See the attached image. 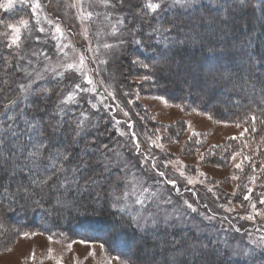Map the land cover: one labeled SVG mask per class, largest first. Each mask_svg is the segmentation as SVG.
<instances>
[{"label": "rangeland", "instance_id": "rangeland-1", "mask_svg": "<svg viewBox=\"0 0 264 264\" xmlns=\"http://www.w3.org/2000/svg\"><path fill=\"white\" fill-rule=\"evenodd\" d=\"M250 1L252 4L264 2V0H223L222 4H218L217 0H193L190 7L169 8L166 3V10L156 14V18L142 14L139 20H135L134 17L129 16V20L136 24L137 32L142 33V35H138L142 43L148 41L150 46L156 43L158 47L161 46L158 50L163 49L165 53L161 55L159 54L160 51L153 50V48L150 49V46L148 48L143 47L142 43L139 45L131 44L126 51H123L122 54L118 53L114 58L110 59L108 65L103 66L106 70L100 74V78L104 80V84L98 87L100 95L92 93L83 95V98H78L79 107L76 109L77 113L84 111L88 114L95 124L94 128H89V131L93 134L92 137H88L89 140L98 136L97 144H107L115 152L119 153L123 159L130 161L133 165L136 164L137 157L135 151H133V144L129 133L134 131L140 139L141 151L154 153L159 160H163L168 153L172 154L173 158L179 157L188 166L185 170L186 175L194 179H205L200 177L199 173H206V179L203 185L199 183L188 185L183 178H178L179 192L172 189L170 185L161 186L160 198L170 197L173 202L171 205H163V207L169 212H172L173 208H175L177 213H183L185 217L182 222L173 221V226L169 227L166 233L164 232V235H166L164 237L168 240H164L165 242H169L173 239L180 240L183 238L189 242L202 240L204 243H208L211 240L212 244L218 249L219 259L224 261L225 264H252L251 260L253 259L256 260L255 264H264V249L252 244V239H258L264 235V218L257 216L254 221L240 218L252 212L251 203H255L257 209L264 211V205L259 203L260 198L264 197V173L261 172L262 162H264V130L261 129L263 132H259L261 133V137L258 138L254 136V134L257 135L258 128L255 133L249 128V133L245 135L247 145L241 140H230L229 138L232 136H239L240 132L247 126L243 124L240 128L235 126V123L242 119V115L238 118L232 114L231 110H227L230 101L222 98L225 92L219 90L217 85H214L207 92H201L198 85L201 73L209 66H215L219 63L218 66L222 67V65H228V63L219 61L217 54L215 57L217 60L216 64L208 60L209 58L203 62V56L198 58L199 52L191 48L192 44L181 47L177 56H175V49L170 46V42H164V38L161 41L157 33L152 32V28L159 25L161 27L175 29L180 24L172 22L175 20V17L179 18V16H187L190 22L198 25L201 18L205 16L203 13L205 9H209L211 12L214 10L213 14L218 16L217 13L224 7L232 4H239L241 7H246ZM145 2L146 0H126L127 8H130L133 13ZM153 2H158V0H153ZM40 3L43 5V11L40 13V26H43L46 32L39 33L37 31V25L34 23L31 24V34L23 41V50L18 55L31 58L30 54L32 52H43L50 56L51 60H42L39 64L33 60V65L29 66V71H31V67L33 66L42 68L46 63L54 66L58 61L72 62L76 59L77 53L83 51L82 45L86 43V39L80 31L81 26L74 19V10L68 7V5L74 3V0H40ZM127 8L123 13L124 16H128ZM180 14H184L185 16ZM21 16L31 19L32 14L28 6L17 5L13 14L8 16H5L0 11V17L6 18L9 22H16ZM45 16L48 20H56L59 17L58 22L65 31L63 42L68 43L71 40L75 49V51L65 49L68 52V57L65 58L63 54L59 53V49L55 47L57 44L54 38L55 33L50 31V25L45 20ZM163 21L169 22L168 25L165 26ZM192 25L190 26L192 27ZM129 27H131V23ZM177 28L178 33H188L186 32V28L184 29L181 26ZM68 29H70V32ZM192 29L194 30L193 27ZM3 31L4 29L0 27V32ZM189 31L192 32V30ZM36 36L40 37L39 41L35 40ZM151 36L154 43L150 40L151 38L149 39ZM172 37L176 40V33H173ZM92 38V34L89 33L87 39ZM105 40L109 43L112 42L110 38L102 36L101 41L103 42ZM232 54L236 57L237 54L242 55L243 53L240 50V53L236 54L234 52ZM101 56L102 58H106L103 56V50ZM134 59H139L156 66L154 80L140 81L138 79V77L149 75L150 73H147L139 65L132 63L131 61ZM173 61L174 65L170 69L169 64ZM245 64L251 66L255 63L250 64L247 61ZM21 66H27L26 60L18 62L17 68ZM0 68L4 69V65ZM245 68L249 69L246 65ZM225 70H228L227 66L223 67V71ZM72 75V73H65V80L61 81L63 83L60 91L65 94L72 89L73 83H82L78 77L69 80L68 77ZM20 82H23L21 74L16 85ZM59 83L44 80L38 81L34 87L52 91L54 84ZM189 91H191V95L199 93L201 96L194 98L193 95L187 100V97L184 96ZM112 92L115 93V99L109 95ZM124 93H128V95L125 96ZM16 94L18 95V93ZM137 94L139 95V99H136ZM17 95L15 98H17ZM161 96L167 99V104L160 99H156ZM85 100L88 103H85ZM129 100H135V102L130 104L128 103ZM98 101L102 102L97 113L96 109L91 108V104H95ZM26 104L24 103L20 113L27 111V108H32V104L30 106ZM105 104L109 108H104L103 105ZM55 105L53 106L54 111H56ZM176 105H183V110ZM69 106L72 107V105ZM218 106L221 112L217 110ZM193 108L198 109V111H193ZM212 109L217 110V113ZM203 113L212 115L213 119L210 120L208 115ZM187 121H190L193 128L201 133L199 139L203 141L202 145L186 143L187 137L190 134L188 132H183L179 136L176 135V133L183 131L185 128L184 122ZM225 121L227 123H224ZM129 122L132 127L127 126ZM162 125L163 127H161ZM169 125L171 127H168ZM157 128L160 129L161 134L173 137V141H169L168 139L162 141L165 146L164 152L148 146L149 142L146 137L152 136V130ZM176 140L179 143H175L174 141ZM254 145H257L259 149L256 146L253 148L254 150L248 149ZM213 146L219 147L214 149L216 152L215 155H209L208 153L210 150H213ZM232 147H235L234 151L243 150L244 154L252 157L251 164L254 166L255 172L249 167L248 163L244 164L243 171L233 167V163L227 160V157L233 152L230 151ZM84 148L85 146L82 145L79 149L83 150ZM225 148L228 151L222 152L221 150ZM197 152L205 154L204 161H200ZM87 158L89 160L93 159L91 155H87ZM94 158L96 163L98 158L96 156ZM239 160L240 157H237L236 162H239ZM166 174L170 179L177 178V174L171 170ZM254 174L257 176V179L255 183H252L248 178ZM233 175L239 176L240 179L232 180L231 177ZM237 185H240V187L237 188ZM209 187L213 188V192L207 190ZM249 188L252 189L251 200L245 201L243 200V195L247 194ZM234 191V196L228 195ZM86 193H93L95 196V191L93 190L85 189L83 195L86 196ZM216 195L221 197L219 201L215 200ZM184 201L193 203L198 207L200 212L206 211L204 205L207 204L212 212H217L221 216L227 217V219L223 222L222 227H220L218 222H213L209 225L207 221L197 218L196 214L191 212L185 213ZM16 203L18 204V202ZM220 204L232 207L235 211L227 212L226 209L219 207ZM242 204L244 207H241ZM34 208L37 209L38 207L34 206L31 209L29 208L31 214L36 212ZM18 209L20 210L18 205H9L8 200L0 197V264H57V261L61 259L62 264H108L109 258L120 256L119 253H112L102 241L94 239L95 236L89 238L87 233L94 234L92 231L87 230V233L86 231L85 233L77 231L76 235H73L63 230H56L54 225L50 224L49 227L45 225L41 228L39 225H43V223H39L38 221L37 223L39 225L34 224V222L28 224L27 222L34 217L25 220L19 211H17ZM42 216L44 219L46 218L45 215ZM16 230L35 231L43 234L23 238L16 235ZM47 230H51V234L54 236L51 242L47 239L49 235V231ZM171 230H174L175 233L173 237V234H170ZM249 234L251 235L249 236ZM81 240L87 242L80 243ZM69 243L72 244L71 250L68 249ZM101 243L105 245L104 248L100 247ZM49 248L53 250L51 256L55 257L54 259L49 258ZM170 248L171 252H173L171 245ZM252 249L255 250L251 251ZM33 250H35V260L31 259ZM240 250H244L249 254H232L234 251ZM93 252L95 253L94 255L92 254ZM121 260L127 259L121 257ZM127 261L128 264H135L129 260ZM111 264H119V262L112 260Z\"/></svg>", "mask_w": 264, "mask_h": 264}, {"label": "snow or ice", "instance_id": "snow-or-ice-1", "mask_svg": "<svg viewBox=\"0 0 264 264\" xmlns=\"http://www.w3.org/2000/svg\"><path fill=\"white\" fill-rule=\"evenodd\" d=\"M169 8L172 7H190L193 0H146L140 7H138L135 13L130 8H127L126 0H74V3L68 5L74 10V19L81 26L80 31L83 37L86 39V43L82 45L83 51H80L76 55V59L72 62L58 61L54 66L50 63H46L42 68L31 67L33 60L37 64L43 61H50L51 57L43 52H32L31 58L18 55L23 50V41L27 39L31 34V24L37 25V31L39 33H45L46 29L40 26V13L43 11V5L40 0H0V11L5 16L12 15L17 5L28 6L32 14L31 19L23 16L19 17L16 22H9L6 18L0 17V27L4 29L0 32V46L6 50L13 52L14 55L6 60L0 61L3 63L4 69L8 72H18L23 78V82L17 84L13 90L8 89L9 92L18 93L16 99H12L8 96L7 103L0 105L5 109V115L9 111H15L19 108L20 102L34 97L36 100L43 101L45 97L51 99L53 95L47 89L36 88L34 85L38 81L48 80L52 83H59L65 80V73H72L69 76V80L78 79L83 83H73L72 89L66 94L62 91L54 93L59 99L56 102L55 112H48L49 119L45 120L41 115L39 119L33 116L28 119L26 115L20 114L18 117H9L12 121L7 124V131L3 136H0V147L3 151H0V170L6 173L12 174L13 181L17 179L18 175L24 177L26 183H16L15 191H12V185L7 186L0 185L3 188V199L8 200L9 205L15 204L18 200H24L25 202L32 201L39 205L41 201L48 199H55L56 203L53 207L57 211H62L65 203L60 199H56L58 195L68 193L69 196L73 191H82L85 188L95 191V196H87V199L92 201L91 204L86 205L83 202V197L74 203L79 208H87L89 206L95 207L101 201L104 204L117 209L121 215L118 220L113 222V230L120 231L125 227L135 226L136 230L146 231L152 233H159L161 231L167 232L169 227L173 226V221L184 220L183 213H177L175 208L172 212H169L163 205H171L173 202L170 197L160 198V190L162 185H170L172 189L179 192V186L177 183L178 178H183L188 185H194L196 183L204 184L206 179V173L200 172L199 176L205 179H194L189 175H186L187 165L179 157H172V154L165 155L163 160L148 151H141L140 139L133 131L129 133L131 142L133 144V151L136 153L137 162L135 165L130 161L123 159L119 153L115 152L107 144H97L98 136L93 137L91 140L88 137H92L93 134L89 131V128H94L95 124L92 122L88 114L84 111L77 113L76 109L79 107V99L83 98V95L92 93L100 95L98 87L104 84L103 78H100V74L106 69L103 66L109 64L110 59L114 58L118 53L122 54L126 51L131 44H141L142 41L138 38V35L142 33L137 32L136 24L129 20V16L134 17L135 20H139L141 15H149L156 18V14L165 11V4ZM218 4H222L223 0H217ZM127 8L128 16H124L123 13ZM47 20L50 25V31L55 33V40L57 44L56 48L59 49V53L63 54L66 58L68 52L65 49L75 51L71 40L68 43H64L65 31L62 29L61 24L58 22L59 17L56 20ZM131 23V27L129 24ZM209 21L204 19L203 25L207 26ZM172 28H162L156 26L152 28V32L163 34L165 32H171ZM70 32V29H68ZM89 33L92 34V39H87ZM127 33V35H125ZM107 37L112 40L111 43L101 41V37ZM183 36V38H180ZM36 41L40 40L39 36L35 37ZM208 37L202 36L199 32L192 33H177V39L170 41L174 46H186L194 44L199 41L201 44L206 42ZM103 50L102 58L101 52ZM26 60L27 66H21L17 68L19 61ZM134 64L139 65L149 75H142L138 77L140 81L154 80L156 66L145 63L139 59L131 61ZM250 64H254L255 61L250 60ZM91 65V67H90ZM174 65V61L169 64L171 69ZM227 78L229 82L232 81V77L225 76L224 71L220 67L209 66L205 71L201 73L198 81L201 92H207L218 81ZM260 84L259 89L250 80L245 79L243 76L234 85L237 89L235 94L243 92V98L248 100L247 105L238 104V107H247L250 109L248 114H245L242 119L235 123L237 128L243 125V131L239 136H232L230 140H241L247 145L245 135L249 133V128L253 133L257 131L256 125L260 123L264 125V80L258 82ZM113 99H115V93H109ZM125 96L128 93H124ZM103 99V98H102ZM136 99H139L137 94ZM168 103L167 99L163 96L157 97ZM102 101H98L95 104H91L92 109H96L99 112V107ZM135 100H129L128 103H134ZM235 102V101H234ZM85 103H88L85 100ZM69 105H72L70 107ZM183 110V105H176ZM104 108H109L108 105H103ZM193 111L198 109L193 108ZM208 115V118L213 119L212 115ZM127 115V113H125ZM52 117H55V122L52 121ZM23 120L24 127L21 128L17 123V120ZM143 119V117H141ZM154 119V117H153ZM185 128L182 132L176 133L177 136L182 135L183 132L190 133L187 137L186 143L193 145H202L203 141L199 139L201 133L196 131L190 121L184 122ZM224 123H227L225 121ZM64 125L72 127V138L66 142L63 150L56 147V134L61 130ZM128 127H132L131 123L127 124ZM163 127V125L161 126ZM168 127H171L169 125ZM50 130V131H49ZM21 137L24 139L21 140ZM153 137H155L153 139ZM149 142V147L160 149L165 151V146L162 143L164 139L173 141V137L166 134H161L160 129H153L152 136L146 137ZM83 142L85 148L82 150L85 155L96 156L95 175L90 178H86L84 186H81L76 177L81 174V170L84 168H90L91 166L84 160L79 161L73 167V161L76 159V153L69 149L68 143L79 144ZM179 143L178 140L174 141ZM95 146V148H93ZM219 146H213V150L209 151V155H215V148ZM222 152H227L228 149H222ZM6 153V155H5ZM200 161L205 160V154L198 153ZM237 157H240L239 162ZM21 160L23 163L21 164ZM227 160L233 163V167L237 170L243 171V166L248 163L249 167L255 172L254 166L251 164L252 157L244 154L243 150L233 151L227 157ZM67 165V167H66ZM135 169V171H133ZM163 169V170H162ZM171 170L177 174V178H168L167 172ZM261 172L264 173V162H262ZM69 174H71V181L69 180ZM232 180H239L240 177L233 175ZM252 183H255L257 176L254 174L248 178ZM237 188L240 185L236 186ZM189 190V189H186ZM209 192H213V188L207 189ZM252 189L247 190V194L243 195V200H251ZM9 193H11L9 195ZM87 195V193H86ZM235 195V191L228 194ZM38 197L39 199H34ZM221 197L215 196V200L219 201ZM185 205V213L191 212L196 214L197 218H201L203 221H207L209 225L213 222H218L222 227L223 222L227 217L221 216L217 212H212L205 204V212H200L198 207L188 201L183 202ZM230 203V201H229ZM261 205H264V197L259 200ZM59 206V207H57ZM220 208L226 209L227 212H234L235 209L227 207L225 204H220ZM241 207H244L242 204ZM252 212L246 216L240 217L241 219H247L249 221L256 220L257 216L264 218V211L257 209L255 203H251ZM47 239L49 242L53 241L54 236L51 234V230ZM239 231V229H237ZM35 231H22L16 230V235L29 238L35 235H40ZM251 234H249L250 236ZM87 241L81 240L80 243H86ZM172 246L173 252L178 257H182L179 264H205L207 258L211 257L213 260L218 256V249L212 245V241L204 243L202 240H195L189 242L181 238L180 240L173 239L166 242ZM252 244L264 249V235L258 239H252ZM72 244H68V249L71 250ZM101 248H104L103 243L100 244ZM10 250V249H9ZM252 249L251 251H254ZM52 249L49 248V258H55L51 256ZM166 251V249H165ZM95 254L94 252L92 253ZM233 255H248L249 253L240 250L234 251ZM157 255H163V253H153L151 260L148 264H156ZM32 260L36 259L35 250H33ZM112 260H116L119 264H128L127 260H121L120 256L111 257L108 260V264H111ZM57 264H62V259L57 261ZM164 264H177V258L173 257L171 260L164 257ZM222 264V261L219 262Z\"/></svg>", "mask_w": 264, "mask_h": 264}, {"label": "trees", "instance_id": "trees-1", "mask_svg": "<svg viewBox=\"0 0 264 264\" xmlns=\"http://www.w3.org/2000/svg\"><path fill=\"white\" fill-rule=\"evenodd\" d=\"M213 11L214 10H212L211 12L209 9H205V12L203 11L205 16L201 18V20L198 22V25H194V23L190 22V19H188L187 16H179V18H177L174 15L175 20H173L172 23L180 25L176 26L175 29L172 28L173 30L171 32H166L163 34L157 33V36L161 41H163L162 39L164 38V42L166 43L174 41L172 34L176 33L177 35V27L181 26L184 29H187L186 32H190L189 30H192V32L195 31L193 32V34L199 32L202 36L208 37V40L203 44L197 41L196 43L192 44L191 48L199 52L198 58L203 56V62L205 59L209 58L208 60L216 64L217 60L215 59V57L217 54V56L219 57V61L228 63V65H222V67L220 68L223 70V67L227 66L228 70H225L224 73L226 77L230 75L233 78L232 81L229 82V80L225 78V81L220 80L216 85L219 90L225 92V95L222 98L224 100L230 101L229 105L227 106V110H231L233 115H236L238 118H240L239 116L242 115L241 117H243L245 114H248L250 112V109H248L247 107L237 106L238 104L247 105L248 100L243 98V92L238 95L235 94L237 89L234 87V85L240 80V77L243 76L245 79L250 80V82L254 83L257 89H259L260 84L258 82L260 80H264V2H260V4H252V2L250 1L249 4L246 5V7H241L239 4H232L222 8L220 12L217 13L218 16H215V14H213ZM204 19L209 21V24L207 26L203 25ZM163 23L165 26H167L169 22L167 23L163 21ZM191 24H193L192 27L194 28V30L190 26ZM149 39L154 43L152 36L149 37ZM142 45L143 47L145 46L147 48L148 46H150L148 41L142 43ZM170 46L174 47V54L175 56H177V53L180 51L181 47L174 46L171 43ZM149 48L160 51L159 54L161 55L165 53L163 52V49L158 50L159 48H161V46L158 47L156 43L154 45H151ZM240 50H242V55L237 54L240 53ZM209 52H211V54H209ZM234 52L237 54L236 57L232 54ZM13 55V52H10L0 46V61L9 59ZM250 59H254V65L249 66L245 64L247 61H250ZM218 64H216L215 66L219 67ZM2 65L3 63H0V67H2ZM245 65L249 69L245 68ZM19 77L20 73L18 72L10 73L6 69L1 71L0 105L7 103L6 98L8 96H11L12 99H16L15 97L17 94L14 92H9L8 89L11 88L14 90L16 88V82ZM62 83L60 82L59 84H54L53 90L50 91L53 93L51 99L45 97L43 101H39L34 97H30L28 100L21 101L19 108H17L15 111H9L7 115H5V109L3 107H0V136H3L7 131V124H10L12 122L9 117H18L20 114H24L28 119H31L33 116H36L39 119L41 115L44 116L45 120L49 119L47 113L55 112L53 106L59 99V97H57L54 93L60 91ZM190 92L191 91L187 92L186 95L188 96H184L187 97V100H189L190 96L192 97L193 95L194 98L201 96L199 93H194L193 95H191ZM181 100L185 101L183 99ZM24 103H27V106H30V104H32V108L26 107L27 111L20 113V111H22L21 108ZM212 110L215 113H217V110L221 112L219 106L217 110ZM51 119L53 122H55L56 118L52 117ZM17 123L21 128L24 127L23 120L18 119ZM256 128H258V133L257 135L254 134V136L260 138L261 133L259 132H263L264 125L257 123ZM71 138L72 127L69 125H64V127L56 134V147L60 150H63L65 143L70 141ZM23 139L24 138L21 137V140ZM82 145L85 146L83 142L79 144L68 143L67 146L70 150L76 153V159L73 161L72 165L73 167L81 160L86 161L91 166L90 168L82 169L81 174L76 177V181L81 186H84L83 183L86 182V178H90L95 175L96 163L94 156L91 155L93 159L89 160L87 158V155H85L84 152L79 149ZM255 146L259 149L257 145H254L248 149L254 150L253 148ZM234 150L235 147L230 148V151ZM0 151H3L2 147H0ZM22 163L23 161L21 160V164ZM69 180L71 181V174H69ZM21 182L26 183L27 181L24 177L18 175V170L16 181H13L11 173H6L5 171L0 170V185L7 186L11 184L12 191H15L16 183ZM85 189L79 192L73 191L70 196L68 193L58 195L56 199H60L65 203L62 211L56 210V212L53 207L54 203H56V200L48 199V197H45V200L41 201L39 205L33 203L32 201L25 202L24 200H18V204L16 203L14 204V206H19L20 210L18 209L17 211H19L23 219L28 220L34 217L32 218L33 220L31 219L27 222L28 224H31L32 222H34V224H38V221L39 223H43V225L38 224L41 228H43L45 225L46 227H49L50 224L54 225L56 230H63L64 232L71 233L73 235H76L77 231L83 233H85V231L87 233V230L92 231L94 232V234L87 233V236H89V238H93L92 236H95L94 239L102 241L105 245H107L112 253H119L121 257L129 260L131 263L148 264V262L152 258V253H163V255H157L156 264H164L165 256H167L169 260H171L173 257H176L177 264H179L180 260L183 259L182 257H178L175 252H171L170 245L165 242V240L168 239L164 237L166 235H164L163 231L159 233H148L136 230L135 226L125 227L120 231H114L113 222L114 220L119 219L121 213H119L114 208H110V206L104 204L103 201H101L99 204H96L95 207L89 206L87 208H79V210H77L78 206L74 202L80 200L82 197L84 198L83 202L86 205L92 203V201L87 199V196L94 197V195L93 193H87L88 195L84 196L83 193L85 192ZM10 194L11 193H9V195ZM3 196V188H0V197L3 198ZM34 199L39 198L34 197ZM34 206L38 208H34V211L36 212H33L31 214L30 209ZM42 215H45L46 218L44 219ZM170 234L172 235V237L175 236L174 230H171ZM221 261L222 260L219 259L218 255L215 260H213L211 257L207 258L205 264H219V262ZM255 262V259L251 260L252 264H255ZM222 264H225L224 261H222Z\"/></svg>", "mask_w": 264, "mask_h": 264}]
</instances>
